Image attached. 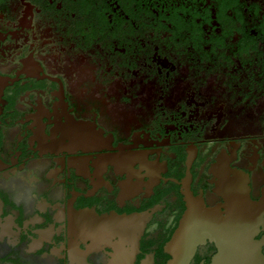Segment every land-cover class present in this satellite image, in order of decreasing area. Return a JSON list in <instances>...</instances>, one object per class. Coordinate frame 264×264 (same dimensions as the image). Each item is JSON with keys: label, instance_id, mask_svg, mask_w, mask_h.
Masks as SVG:
<instances>
[{"label": "flooded vegetation", "instance_id": "obj_1", "mask_svg": "<svg viewBox=\"0 0 264 264\" xmlns=\"http://www.w3.org/2000/svg\"><path fill=\"white\" fill-rule=\"evenodd\" d=\"M240 180L264 199V0H0V264H171Z\"/></svg>", "mask_w": 264, "mask_h": 264}, {"label": "water", "instance_id": "obj_2", "mask_svg": "<svg viewBox=\"0 0 264 264\" xmlns=\"http://www.w3.org/2000/svg\"><path fill=\"white\" fill-rule=\"evenodd\" d=\"M242 183L230 181L226 187V216L208 209L202 199H188L189 210L169 244L175 255L171 264H187L197 246L208 239L219 246L214 264H264V255L254 239L264 220V199L254 202ZM127 220L138 222L135 218Z\"/></svg>", "mask_w": 264, "mask_h": 264}]
</instances>
